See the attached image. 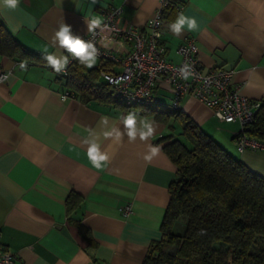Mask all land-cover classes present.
<instances>
[{
  "label": "crops",
  "instance_id": "obj_1",
  "mask_svg": "<svg viewBox=\"0 0 264 264\" xmlns=\"http://www.w3.org/2000/svg\"><path fill=\"white\" fill-rule=\"evenodd\" d=\"M177 2L182 8L165 10L159 33L166 58L178 62V45L194 37L204 67L233 68L232 80L240 92L264 100V0ZM112 6L122 8L120 25L146 29L157 0H21L16 11L0 13L5 29L36 55L0 54V72L7 73L0 83V239L13 252L14 264H141L149 243L161 236L168 185L176 166L159 137L171 130L137 106L85 102L74 94L63 98L61 94L68 91L64 78L43 58L62 51L52 44L61 22L82 36L87 33L85 20L103 18ZM180 11L197 19V31L185 30L177 37L168 30ZM113 40L123 47L109 50H127L124 40ZM22 61L27 62L26 70L19 67ZM101 62L98 58L94 67ZM154 97L159 103L163 104L162 98L169 102L168 86L160 83ZM180 109L232 156L264 177V150L237 149V121H219L209 106L187 94ZM128 111L157 122L150 143L160 145L161 153L146 162L145 142L129 143L125 137L122 144L109 147L111 142L104 141L103 146L114 152L111 164L102 171L92 168L83 144L88 130L100 131L101 117L118 123ZM178 129L175 123V132ZM70 192L78 195L79 204L69 210Z\"/></svg>",
  "mask_w": 264,
  "mask_h": 264
},
{
  "label": "trees",
  "instance_id": "obj_2",
  "mask_svg": "<svg viewBox=\"0 0 264 264\" xmlns=\"http://www.w3.org/2000/svg\"><path fill=\"white\" fill-rule=\"evenodd\" d=\"M171 7L175 6L167 8ZM0 54L36 56L1 23ZM104 64L88 69L74 60L61 74L65 87L85 102L129 107L100 76ZM133 106L171 130L159 140L164 141L163 150L176 166L168 185L161 236L149 243L141 264H264V177L221 147L181 109L158 101ZM247 133L264 141V100ZM77 196L70 192L66 197L69 210L79 204Z\"/></svg>",
  "mask_w": 264,
  "mask_h": 264
},
{
  "label": "built area",
  "instance_id": "obj_3",
  "mask_svg": "<svg viewBox=\"0 0 264 264\" xmlns=\"http://www.w3.org/2000/svg\"><path fill=\"white\" fill-rule=\"evenodd\" d=\"M171 5L176 9L182 8V3H174V0H157L153 15L146 21V29L134 24L120 25L122 11L120 6H112L105 10L104 22L112 29L108 35L112 39L124 40L128 48L125 52L116 53L100 46L99 35L94 36L89 32L83 34L82 38L97 41V47L100 48L99 58L109 64L99 69L100 76L112 87L113 95L127 106L150 105L157 102L154 90L160 83H165L171 92L169 103L171 108L180 109L182 98L186 94L191 95L209 106L219 121L228 122L230 117L231 121L238 122L239 127L234 133L238 150L247 148L264 150V141L247 133L249 123L255 115L254 111L260 107L262 101L240 92L239 85L232 80L233 68L204 67L198 58V46L194 37H188L178 45L176 49L180 55L178 62L166 58L164 46L160 44L156 33H160L165 9ZM70 61L71 64L74 59L70 57ZM185 62L191 64L200 74L198 78L185 81L179 77L177 70ZM6 74V71H1L0 78ZM105 77H110L111 82ZM68 95L72 94L69 91L61 94L63 98ZM217 113H221L224 118H218ZM129 209V205L124 207L126 213ZM0 264H14L13 252L2 245L1 239Z\"/></svg>",
  "mask_w": 264,
  "mask_h": 264
},
{
  "label": "clouds",
  "instance_id": "obj_4",
  "mask_svg": "<svg viewBox=\"0 0 264 264\" xmlns=\"http://www.w3.org/2000/svg\"><path fill=\"white\" fill-rule=\"evenodd\" d=\"M21 0H0V13L2 12H14L20 6ZM87 32L99 35V44L101 47L108 49L115 47L117 50L123 47L122 42H116L108 35L112 29L104 22V19L100 16H93L85 20ZM168 30L171 31L177 37L183 35L184 31L189 32L197 31L199 24L194 16L186 15L183 11L178 12L174 22L170 23ZM97 30H99L97 32ZM159 36V33H156ZM52 44L54 47L58 46L59 54L53 52L46 54L43 58L55 73H65L69 64L70 57L76 60L80 65L85 68H93L100 56V48L97 47V41L95 39H84L79 35L73 33L72 27L64 22H61L52 37ZM163 51V49L161 50ZM27 62L22 61L19 65L20 69H27ZM179 77L182 80H189L199 77V73L195 71V68L185 62L178 68ZM109 79L110 77H105ZM7 77L0 78V83ZM218 118L223 119L221 113L216 114ZM228 122H231V118H228ZM159 125L155 120H150L146 117H142L136 111H128L126 115H122L119 118L118 123L113 122L110 124L108 117H101L100 131L95 129H89L87 138L83 140V144L86 146L87 160L91 164L92 168L96 170H104L111 164L114 157V152H110L103 146L104 141H110L113 145H120L127 137L129 143L135 142L139 139L141 142H145L147 145V151L143 155V159L146 162H151L154 158L158 157L162 149L160 145H154L150 143L151 138L157 133ZM201 235L204 231L201 230Z\"/></svg>",
  "mask_w": 264,
  "mask_h": 264
},
{
  "label": "rangeland",
  "instance_id": "obj_5",
  "mask_svg": "<svg viewBox=\"0 0 264 264\" xmlns=\"http://www.w3.org/2000/svg\"><path fill=\"white\" fill-rule=\"evenodd\" d=\"M163 100H162V102H163V104H165L166 105V103H169V102H167L168 101V99L167 98H162ZM179 137H180V135H179ZM181 138V137H180ZM182 230V229H181Z\"/></svg>",
  "mask_w": 264,
  "mask_h": 264
},
{
  "label": "water",
  "instance_id": "obj_6",
  "mask_svg": "<svg viewBox=\"0 0 264 264\" xmlns=\"http://www.w3.org/2000/svg\"><path fill=\"white\" fill-rule=\"evenodd\" d=\"M257 113V109L254 111V114H256Z\"/></svg>",
  "mask_w": 264,
  "mask_h": 264
}]
</instances>
